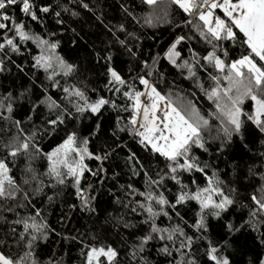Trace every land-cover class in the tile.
Listing matches in <instances>:
<instances>
[{
	"label": "snow or ice",
	"instance_id": "6c2138e0",
	"mask_svg": "<svg viewBox=\"0 0 264 264\" xmlns=\"http://www.w3.org/2000/svg\"><path fill=\"white\" fill-rule=\"evenodd\" d=\"M116 3L0 0V264H264V0Z\"/></svg>",
	"mask_w": 264,
	"mask_h": 264
},
{
	"label": "trees",
	"instance_id": "16d2710c",
	"mask_svg": "<svg viewBox=\"0 0 264 264\" xmlns=\"http://www.w3.org/2000/svg\"><path fill=\"white\" fill-rule=\"evenodd\" d=\"M90 3H96V0H89ZM100 6L103 8V13L105 16V20H112L113 22H115L117 19H119V13H118V6L116 3V0H99ZM85 27H87V25H85ZM97 30H94V36L97 38L102 39L103 38V29L99 27V25L96 26ZM149 42H145V44H147ZM67 47V45H66ZM118 60H124L123 57H117ZM129 146L132 148L133 151H139L138 146L135 145L133 142L129 141ZM126 179V177H125ZM66 210V209H65ZM61 214V209L59 207H57L54 212L53 215L50 217V220L52 222V224L54 226H56L58 229L60 228V225L57 223V217H59ZM84 222L82 220H79L78 217L76 216H72L71 222L70 223H66L65 225V229H70L73 227H80ZM63 230V229H62ZM57 245L53 244V248H56ZM247 251L250 255L255 256L258 253L261 252V250L259 249L258 246H256L253 242H249L247 245ZM247 257H245L246 259ZM69 264H78V258H77V254L75 250H72L69 253Z\"/></svg>",
	"mask_w": 264,
	"mask_h": 264
}]
</instances>
